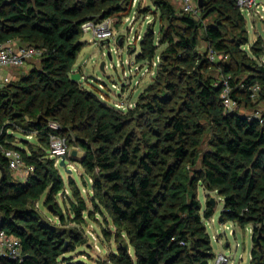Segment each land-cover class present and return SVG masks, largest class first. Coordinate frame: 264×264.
Returning a JSON list of instances; mask_svg holds the SVG:
<instances>
[{"label":"trees","instance_id":"trees-1","mask_svg":"<svg viewBox=\"0 0 264 264\" xmlns=\"http://www.w3.org/2000/svg\"><path fill=\"white\" fill-rule=\"evenodd\" d=\"M202 2L198 18L171 0L136 8L155 9L136 60L158 62L153 81L123 109L71 75L84 46L81 24L128 15L132 0H0V42L46 49L38 65L0 85V141L34 168L15 179L0 153V225L25 256L0 264H87L67 254L86 243L83 224L96 214L113 225L102 231L116 249L95 264H210L215 253L205 221L217 201L213 206L207 196L202 206L199 186L222 199V222L251 225L249 264H264V126L222 102L224 80L238 107L264 102V42L249 44L236 0ZM208 49L226 57L211 61ZM51 121L83 151L78 162L90 179L91 208L50 156ZM15 132L34 134L36 143L16 145ZM66 185L64 214L56 198ZM42 196L61 225L34 208Z\"/></svg>","mask_w":264,"mask_h":264},{"label":"rangeland","instance_id":"rangeland-1","mask_svg":"<svg viewBox=\"0 0 264 264\" xmlns=\"http://www.w3.org/2000/svg\"><path fill=\"white\" fill-rule=\"evenodd\" d=\"M171 2L177 9H181V0H171ZM150 4V0H133L131 3L132 11L128 15L126 11L121 15H111L113 33L108 39L99 42L92 37L91 32H82L81 41L84 42V46L76 57L74 73L80 75L79 81L84 87L93 90L101 99L115 107L124 109L132 106L139 93L153 81L155 76L158 57L151 61L136 60L139 40L147 25L152 22V11L155 10L152 6H149L150 11L142 13L136 8L147 7ZM255 10L253 8L242 12L246 19L249 44L254 43L257 38H261L264 42V19L261 16L263 11L259 9L260 12H256ZM201 44L205 46L204 42ZM248 45L245 47L247 51ZM160 50L161 47L158 52ZM258 60L264 63V55L259 57ZM38 62L39 60L34 59L23 67H5L0 70V77L8 74L9 80H16L22 74L28 72L32 66L38 65ZM102 63H104L103 68H101ZM3 83L0 81V85ZM238 111L246 114H254L255 111H258L264 114V102H259L254 109L240 106ZM14 136V143L19 146L24 145L22 139L36 143L34 134L24 135L15 132ZM73 151H75V155H73ZM82 154L83 151L80 148L67 145L66 153L60 157V159H64L65 167L59 166L56 159L55 165L58 167L65 183L68 182V178H72L76 182L86 199L88 208H91L92 205L88 198V193L91 191L90 179L78 162ZM67 169L71 170L70 173ZM26 174L25 169L22 168L11 175L15 179H22ZM199 191L198 198L202 206H205L207 196H212L217 201L214 215L205 221L215 256L218 253L226 255L229 258V264H249L252 246L251 226L247 225L241 228L231 221H219L218 218L223 207L222 199L215 192L207 193L204 189H202V192L201 189ZM68 195H70V189L66 185L64 192L59 193L56 198L64 214L69 206ZM44 201L45 197L42 196L34 203V208L45 219L61 225L57 216L54 215L51 208L45 205ZM95 217H86L83 224V235L86 243L67 254L72 255L73 259L83 260L87 264H95L99 259H107L108 254L116 249L114 238L106 237L102 231L105 228L113 232V225L110 221L106 223L99 214H96ZM67 226H71V224L68 222ZM213 260L210 261V264H213Z\"/></svg>","mask_w":264,"mask_h":264},{"label":"built area","instance_id":"built-area-1","mask_svg":"<svg viewBox=\"0 0 264 264\" xmlns=\"http://www.w3.org/2000/svg\"><path fill=\"white\" fill-rule=\"evenodd\" d=\"M236 4L242 12L243 10L249 11L254 8L256 12H258L259 9L263 11L261 16L264 14V6L258 7L257 0H236ZM181 9L196 18L199 17V7L197 6L196 0H181ZM81 29L83 32H91L92 37L100 42L108 39L112 35V20L110 17L97 23L87 20L81 24ZM45 51L46 49L44 47L20 45L12 39L0 42V70L5 67H23L31 60H38ZM208 57L211 61H218L226 56L216 54L211 49H208ZM7 80L8 77H4L3 81L6 82ZM250 89L251 98L256 99L259 86L257 84L253 85ZM229 92L230 87L228 82L224 80L222 102L227 110H236L238 109V105L236 101L231 98ZM252 115L258 118L259 123L264 126V114L255 111ZM49 126L51 128L49 134L50 156L54 157L57 162H59L60 157L64 156L66 153L68 143L66 139L58 133V131H60V125L57 122L51 121L49 122ZM0 153L7 158V168L11 174H15L20 169L24 168L27 173L25 177L22 178V180H24L27 175L33 171V166L25 165L21 154L17 150L6 149L1 141ZM24 257L20 240L14 235L7 233L3 228H0V258L10 259L20 263L24 260ZM213 264H229V258L222 253H218L214 257Z\"/></svg>","mask_w":264,"mask_h":264},{"label":"water","instance_id":"water-1","mask_svg":"<svg viewBox=\"0 0 264 264\" xmlns=\"http://www.w3.org/2000/svg\"><path fill=\"white\" fill-rule=\"evenodd\" d=\"M196 3H197V6L200 8V7H202V5H203V2H202V0H196ZM104 67V63H102L101 64V68H103ZM71 78L73 79V80H79L80 79V75L79 74H75V73H72V75H71ZM76 153H75V151H73V155H75ZM65 165H66V163H65V161H64V159L63 158H61L60 159V161H59V166H61V167H65ZM68 170V172L70 173V169H67ZM209 201H210V203L213 205V206H215L216 205V202H215V199H214V197H210V199H209ZM49 208H51V206H49ZM219 221H221L222 220V216H221V214L219 215ZM2 226L0 225V228H1Z\"/></svg>","mask_w":264,"mask_h":264},{"label":"crops","instance_id":"crops-1","mask_svg":"<svg viewBox=\"0 0 264 264\" xmlns=\"http://www.w3.org/2000/svg\"><path fill=\"white\" fill-rule=\"evenodd\" d=\"M257 2H258V7H261V6H264V1H260V0H257ZM262 17H263V19H264V14L262 15ZM4 77H8L9 78V76H8V74H6V75H4V76H2V77H0V81H2V82H4L3 81V79H4ZM201 189V192H202V189H203V187L202 186H199L198 187V189H197V195L199 196V190ZM206 193V192H205ZM251 226V225H250Z\"/></svg>","mask_w":264,"mask_h":264}]
</instances>
